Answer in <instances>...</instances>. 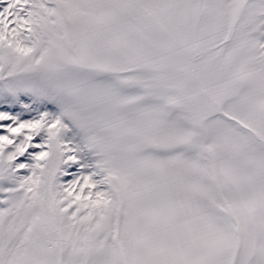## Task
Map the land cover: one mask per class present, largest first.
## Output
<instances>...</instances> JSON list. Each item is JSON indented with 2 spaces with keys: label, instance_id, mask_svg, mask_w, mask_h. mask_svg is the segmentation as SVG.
Here are the masks:
<instances>
[{
  "label": "snow or ice",
  "instance_id": "obj_1",
  "mask_svg": "<svg viewBox=\"0 0 264 264\" xmlns=\"http://www.w3.org/2000/svg\"><path fill=\"white\" fill-rule=\"evenodd\" d=\"M0 264H264V0H0Z\"/></svg>",
  "mask_w": 264,
  "mask_h": 264
}]
</instances>
